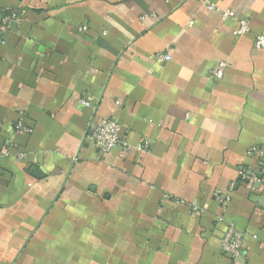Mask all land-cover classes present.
Returning a JSON list of instances; mask_svg holds the SVG:
<instances>
[{"label": "crops", "instance_id": "crops-1", "mask_svg": "<svg viewBox=\"0 0 264 264\" xmlns=\"http://www.w3.org/2000/svg\"><path fill=\"white\" fill-rule=\"evenodd\" d=\"M207 2L250 31L235 36ZM2 10L22 18L0 26V264H264V48L253 45L264 0ZM159 51L171 59L155 62ZM82 96L127 147L102 154L83 141L93 111ZM20 117L30 133L15 132ZM227 223L244 234L236 262L220 252Z\"/></svg>", "mask_w": 264, "mask_h": 264}, {"label": "built area", "instance_id": "built-area-1", "mask_svg": "<svg viewBox=\"0 0 264 264\" xmlns=\"http://www.w3.org/2000/svg\"><path fill=\"white\" fill-rule=\"evenodd\" d=\"M206 7L211 12L216 13L222 20L232 19L236 22V26L233 30L235 36H241L247 34L250 31L248 21L236 15V13L229 8H221L218 5L207 2ZM22 12L20 10H12L6 15H1L0 26L3 29L10 27L11 23L18 25L22 18ZM85 30V27L81 28ZM0 43H4V40L0 38ZM253 45L255 48H264V35L254 34ZM155 62L161 63L171 59L169 51H159L153 55ZM227 64L225 61H219L213 68H211L210 76L214 80H220L224 75V70ZM77 102L80 105L91 107L93 114L92 118L86 128L83 141L87 142L91 146L97 148L100 153H107L116 146L127 147V142L122 136L121 126L112 118H96L95 107L92 103L90 96H82L78 98ZM118 103V102H117ZM1 125V120H0ZM15 132L30 133L32 128L24 123L22 117L18 118L14 122ZM9 146V145H7ZM255 151L256 149H251ZM9 154L8 147L0 149V157ZM23 154L18 153L17 158L22 157ZM222 221L223 215H219L217 218ZM243 233L237 230L231 223H227L223 234L220 238V252L223 255L228 256L233 262H236L242 248Z\"/></svg>", "mask_w": 264, "mask_h": 264}, {"label": "trees", "instance_id": "trees-1", "mask_svg": "<svg viewBox=\"0 0 264 264\" xmlns=\"http://www.w3.org/2000/svg\"><path fill=\"white\" fill-rule=\"evenodd\" d=\"M11 11L12 10H2L0 12V14L1 15H6V14L10 13ZM28 171H29L30 174L34 175L37 178H41L44 175L43 172L37 166H35V165L30 166L28 168Z\"/></svg>", "mask_w": 264, "mask_h": 264}]
</instances>
